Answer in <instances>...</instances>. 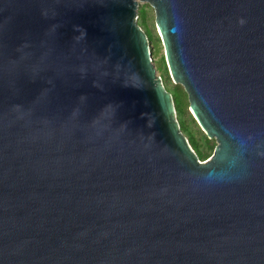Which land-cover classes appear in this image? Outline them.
I'll use <instances>...</instances> for the list:
<instances>
[{
  "label": "water",
  "instance_id": "obj_1",
  "mask_svg": "<svg viewBox=\"0 0 264 264\" xmlns=\"http://www.w3.org/2000/svg\"><path fill=\"white\" fill-rule=\"evenodd\" d=\"M0 264H264V0H0Z\"/></svg>",
  "mask_w": 264,
  "mask_h": 264
},
{
  "label": "rangeland",
  "instance_id": "obj_2",
  "mask_svg": "<svg viewBox=\"0 0 264 264\" xmlns=\"http://www.w3.org/2000/svg\"><path fill=\"white\" fill-rule=\"evenodd\" d=\"M137 24L141 27V29L145 32L147 35L150 46H151V53H152V62L156 68L157 75L161 77V80L165 86V88L173 94L174 98V104L175 107L180 111V109L183 110V112L179 116L177 115V119L179 121V124L181 126L180 120L184 122L186 126V132H183V134L187 137V131L189 133H193L194 137L198 141V147L199 150L202 153L207 154L210 156L215 148L216 141L214 138H208L206 134L203 132L197 121L195 120L194 116L192 115L190 109H189V103L187 99V95L183 89V87L180 84H174L170 75L168 68L166 66V61L164 57V51H163V45L161 43L160 37L158 35L156 25H155V14L153 8L146 2L138 1L137 5ZM150 36H148V34ZM163 65L165 67V71L163 68ZM179 86V87H178ZM177 112V110H176Z\"/></svg>",
  "mask_w": 264,
  "mask_h": 264
},
{
  "label": "trees",
  "instance_id": "obj_3",
  "mask_svg": "<svg viewBox=\"0 0 264 264\" xmlns=\"http://www.w3.org/2000/svg\"><path fill=\"white\" fill-rule=\"evenodd\" d=\"M148 34V33H147ZM148 36H150V34H148ZM166 64V63H165ZM163 68H164V71H165V67H164V65H163ZM175 84V83H174ZM179 87V86H178ZM173 95V94H172ZM173 100H174V98H173ZM176 108V107H175ZM176 110H177V115L179 116V118H180V115H181V113L183 112V110L182 109H180V111H178V109L176 108ZM180 123H181V130L183 131V132H186V126H185V124H184V122H182L181 120H180ZM187 136H188V138H189V143L191 144V146L193 147V149L195 150V152L197 153V155H198V157H199V159H201V160H205L206 158H207V154L206 153H202L200 150H199V147H198V141H197V139L194 137V134L193 133H189V131H187ZM209 157V156H208Z\"/></svg>",
  "mask_w": 264,
  "mask_h": 264
}]
</instances>
